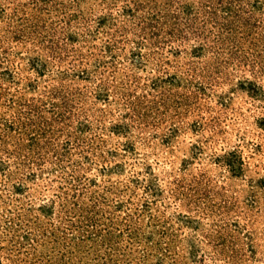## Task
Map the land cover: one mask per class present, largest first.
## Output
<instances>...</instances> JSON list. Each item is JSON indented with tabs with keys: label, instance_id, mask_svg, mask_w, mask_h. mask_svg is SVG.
<instances>
[{
	"label": "rangeland",
	"instance_id": "obj_1",
	"mask_svg": "<svg viewBox=\"0 0 264 264\" xmlns=\"http://www.w3.org/2000/svg\"><path fill=\"white\" fill-rule=\"evenodd\" d=\"M0 264H264V0H0Z\"/></svg>",
	"mask_w": 264,
	"mask_h": 264
}]
</instances>
